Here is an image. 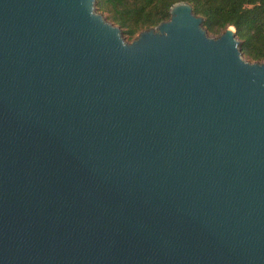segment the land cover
Wrapping results in <instances>:
<instances>
[{"label":"water","instance_id":"95a60500","mask_svg":"<svg viewBox=\"0 0 264 264\" xmlns=\"http://www.w3.org/2000/svg\"><path fill=\"white\" fill-rule=\"evenodd\" d=\"M169 15L0 0V264H264V62Z\"/></svg>","mask_w":264,"mask_h":264},{"label":"trees","instance_id":"16d2710c","mask_svg":"<svg viewBox=\"0 0 264 264\" xmlns=\"http://www.w3.org/2000/svg\"><path fill=\"white\" fill-rule=\"evenodd\" d=\"M178 2L191 6L208 34L219 36L234 28L242 57L250 63L264 62V0H95V9L131 42L140 32L167 21Z\"/></svg>","mask_w":264,"mask_h":264},{"label":"rangeland","instance_id":"374dc122","mask_svg":"<svg viewBox=\"0 0 264 264\" xmlns=\"http://www.w3.org/2000/svg\"><path fill=\"white\" fill-rule=\"evenodd\" d=\"M104 18H105V16L104 15H102ZM106 19V18H105ZM107 20V19H106ZM108 21V20H107ZM109 22V21H108ZM110 23V22H109ZM112 24V23H111ZM208 34V33H207ZM208 36L209 37H218V36H215V35H212V34H208ZM123 38V37H122ZM124 39V38H123ZM124 41L126 42V43H129L128 42V40H126V39H124ZM245 60V59H244ZM248 62V61H247Z\"/></svg>","mask_w":264,"mask_h":264}]
</instances>
